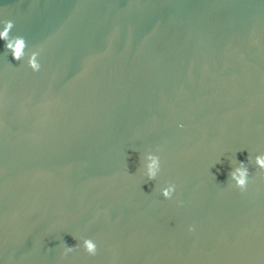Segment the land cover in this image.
<instances>
[{
  "label": "water",
  "instance_id": "water-1",
  "mask_svg": "<svg viewBox=\"0 0 264 264\" xmlns=\"http://www.w3.org/2000/svg\"><path fill=\"white\" fill-rule=\"evenodd\" d=\"M5 20L27 47L0 40V264H264V0H0ZM83 238L95 256L64 255Z\"/></svg>",
  "mask_w": 264,
  "mask_h": 264
},
{
  "label": "clouds",
  "instance_id": "clouds-1",
  "mask_svg": "<svg viewBox=\"0 0 264 264\" xmlns=\"http://www.w3.org/2000/svg\"><path fill=\"white\" fill-rule=\"evenodd\" d=\"M14 27V22L11 20L3 21V30L0 31V40L6 42V49L9 50L16 61H21L26 55V41L22 36H10V32ZM38 52H32L28 54V66L32 69L33 72H38L41 68L40 63L38 62ZM249 161V157L247 158ZM145 160V170L148 180H155L159 171H160V159L159 156L147 153L144 157ZM255 165L264 170V154L255 156L254 158ZM249 167L248 163L239 162L238 166L233 168L229 173V180L234 181L235 188L239 189L241 192L245 191L247 188L249 180ZM175 191L174 184H168L166 187L161 189V195L165 199H171ZM189 231H194V228H189ZM78 247H82L83 250L90 256H95L97 254V244L91 238H83L80 244H77L73 247L68 246L64 243V255L75 251Z\"/></svg>",
  "mask_w": 264,
  "mask_h": 264
}]
</instances>
